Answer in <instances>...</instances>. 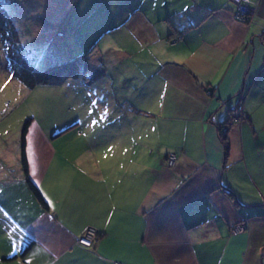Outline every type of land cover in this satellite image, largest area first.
<instances>
[{"label":"crops","instance_id":"crops-1","mask_svg":"<svg viewBox=\"0 0 264 264\" xmlns=\"http://www.w3.org/2000/svg\"><path fill=\"white\" fill-rule=\"evenodd\" d=\"M104 2L112 57L61 80L87 89L58 135L28 129L48 208L20 142L17 163L2 155L0 264H264V0L248 23L230 0Z\"/></svg>","mask_w":264,"mask_h":264},{"label":"rangeland","instance_id":"rangeland-1","mask_svg":"<svg viewBox=\"0 0 264 264\" xmlns=\"http://www.w3.org/2000/svg\"><path fill=\"white\" fill-rule=\"evenodd\" d=\"M0 2L19 32L26 58L37 71H43L53 63L91 51L89 62L90 71L93 72L92 66L100 65L103 60L107 61L112 57L110 45H107L108 40L112 38L107 39L104 36L105 31L101 30L107 22V3L104 0ZM86 89L80 79L28 88L10 76L0 42V161L3 154H10L9 161L18 162L17 145L23 125L30 118L43 131L50 132L51 136L58 135L60 131L58 134L53 133L59 126L55 119L60 115V111L75 109L76 97L86 94ZM73 118L72 114L68 120ZM2 162H6L5 159ZM6 192L11 193V188Z\"/></svg>","mask_w":264,"mask_h":264},{"label":"trees","instance_id":"trees-1","mask_svg":"<svg viewBox=\"0 0 264 264\" xmlns=\"http://www.w3.org/2000/svg\"><path fill=\"white\" fill-rule=\"evenodd\" d=\"M0 42L2 44L6 69L12 78L17 79L28 88L32 89L40 84H46L51 82H59L66 78H78L82 71L87 69V60L90 52H87L81 56H75L69 60L53 63L51 66L43 71H37L29 63L26 58L24 49L20 42L19 32L14 25L9 13L0 2ZM85 73V72H83ZM101 73H97L94 77L86 78L87 83L95 81ZM235 118V117H233ZM236 121L235 119L232 120ZM32 122V118L25 121L21 136H20V159L22 170L24 173V179L29 189L34 194L35 198L40 202L44 208H48L47 202L42 195L37 185L30 179L27 162V133L29 126ZM230 119L219 126L221 132V139L224 144L225 150L228 148L226 139V129L230 126ZM27 249V248H26ZM25 252V251H24ZM24 254V253H23Z\"/></svg>","mask_w":264,"mask_h":264},{"label":"built area","instance_id":"built-area-1","mask_svg":"<svg viewBox=\"0 0 264 264\" xmlns=\"http://www.w3.org/2000/svg\"><path fill=\"white\" fill-rule=\"evenodd\" d=\"M234 5V17L236 20L242 23H248L252 16L253 9L251 7L252 0H230ZM178 35L169 37L168 43L175 44L179 40ZM240 116L238 112L236 117ZM237 120V119H235ZM177 155L175 153H170L166 159V164L168 166H173L176 162ZM243 225H237L233 228L234 233H239L244 231ZM98 239V233L94 228H88L86 231L78 238V244L85 248H93Z\"/></svg>","mask_w":264,"mask_h":264},{"label":"snow or ice","instance_id":"snow-or-ice-1","mask_svg":"<svg viewBox=\"0 0 264 264\" xmlns=\"http://www.w3.org/2000/svg\"><path fill=\"white\" fill-rule=\"evenodd\" d=\"M13 251H18V249L13 245ZM11 254V253H9Z\"/></svg>","mask_w":264,"mask_h":264}]
</instances>
